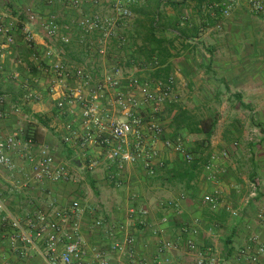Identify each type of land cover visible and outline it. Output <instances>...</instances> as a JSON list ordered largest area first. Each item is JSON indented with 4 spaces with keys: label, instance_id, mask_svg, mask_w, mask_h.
<instances>
[{
    "label": "crops",
    "instance_id": "crops-1",
    "mask_svg": "<svg viewBox=\"0 0 264 264\" xmlns=\"http://www.w3.org/2000/svg\"><path fill=\"white\" fill-rule=\"evenodd\" d=\"M205 2L140 0L132 7V32L145 63H135V75L151 84L173 77L172 96L193 98V114L211 112L217 100L221 102L220 108L215 107L221 118L217 134L210 139L213 150L207 160L201 156L203 162L189 170L160 142L153 161L155 174L150 176L142 164L120 170L100 161L98 168L88 170V161L98 151L92 148L82 153L63 142L73 116L60 114L44 93L46 66L39 53L44 33L40 26L28 23L25 13L28 8L43 15L54 11L65 22L72 14L60 6L50 10L36 0H0V23H16L13 46L2 50L0 96L5 99L6 116L0 121V139L15 136L23 141L32 136L37 144L50 149L54 165L70 176L69 182H37L22 149L11 152L14 168L0 165V196L13 217L23 221L33 211L53 214L55 209L78 202L77 220L92 264H97L92 259L93 249L102 252L108 264H129L127 254L110 251L113 242H121L129 234L137 239L129 251L149 264L166 257L170 264H195L198 256L214 257L218 264H249L238 262L236 255L248 246L250 236L257 235L264 245V14L236 5L229 17L221 18L217 10L214 15L206 11ZM147 14L156 17L153 34L159 43L144 39L148 25L141 26V21ZM24 28L33 35L36 56L22 40ZM76 52L69 48L65 58L78 61ZM159 64L165 74L155 71ZM14 72L19 74L17 79L12 78ZM30 90L42 91V99L25 100ZM161 121L167 132L171 119ZM79 126V121L73 124ZM222 151L228 152L227 157L206 169L211 155ZM158 160L164 162L163 168H158ZM216 189L219 202L213 209L202 200ZM253 189L255 196H251ZM131 209L134 220L128 217ZM141 210L146 216L139 214ZM164 217L167 222L161 223ZM95 221L102 225L96 227ZM157 228L160 233L153 235ZM159 239L176 244L177 249L161 255ZM188 240L195 242L196 251L187 250ZM0 241L1 256L12 264H45L41 241L27 248L18 244L16 249L5 236Z\"/></svg>",
    "mask_w": 264,
    "mask_h": 264
},
{
    "label": "built area",
    "instance_id": "built-area-1",
    "mask_svg": "<svg viewBox=\"0 0 264 264\" xmlns=\"http://www.w3.org/2000/svg\"><path fill=\"white\" fill-rule=\"evenodd\" d=\"M36 2L50 10L60 6L63 11L72 14L68 22H65L54 11L43 15L28 8L25 13L28 23L40 26L44 33L43 48L39 51L40 59L46 66L43 67L46 76L44 93L60 114L73 116L66 125L63 142L82 153L92 148L98 151V155L88 161V170L98 168L100 161L115 165L120 170L124 166L142 164L146 174L153 176V161L158 157L157 144L160 142L186 163L193 162L195 158L179 140L174 142L164 138L165 126L160 115L166 105L172 102L174 78L151 84L142 81L133 71L136 62L145 65L138 54L132 32L135 21L132 7L138 6L140 0ZM236 5H244L254 14H264V0H206L204 8L212 15L217 10L221 18H227ZM13 28L15 26L0 23V79L4 74L2 50L14 44ZM23 39L36 56L33 35L27 28L23 29ZM69 48L76 49L78 61L72 62L65 58ZM34 59L38 60L37 57ZM18 77V72L12 74L13 79ZM42 96V91L30 90L24 99L38 101ZM4 104L5 99L0 96V121L6 116ZM77 121L80 126L73 127ZM20 149L35 181H70L65 169L54 165L50 149L37 144L32 136L23 141L15 136L0 139V165L13 169L10 153ZM225 157L226 151L212 154L206 169L211 170L217 160ZM157 166L163 168L164 162L158 160ZM254 191L251 196H255ZM202 202L216 208L219 192L215 190L205 195ZM79 210V203L75 201L68 207L53 210V214L43 210L33 211L21 221L8 212L0 196V239L5 236L9 245L15 249L18 244L27 248L41 241V256L45 264H92L87 259L86 242L77 220ZM134 214L131 209L128 217L134 220ZM139 214L146 216L147 213L141 210ZM166 222L167 218L161 219V223ZM94 225L100 227L102 222L95 221ZM120 228L123 229L122 226ZM152 233L158 235L160 230L157 228ZM136 243L137 239L129 234L121 242H113L110 251L127 254L129 264H149L129 251ZM248 243L236 255L237 261L264 264V245L258 236H250ZM186 248L194 252L197 246L193 240H188ZM176 249V244L159 239L158 252L161 255ZM92 259L97 264L109 263L104 254L95 249L92 250ZM0 264L12 263L0 254ZM156 264H170V259L163 258ZM195 264L218 263L214 257L198 256Z\"/></svg>",
    "mask_w": 264,
    "mask_h": 264
},
{
    "label": "trees",
    "instance_id": "trees-1",
    "mask_svg": "<svg viewBox=\"0 0 264 264\" xmlns=\"http://www.w3.org/2000/svg\"><path fill=\"white\" fill-rule=\"evenodd\" d=\"M146 18L144 19V21H141V26H144L145 22L148 25V32H147V36L145 34L144 39L146 40H151L154 43H159V40L155 38V35L153 34V32L155 31V27H156V17L152 14H147V16H145ZM145 41V40H144ZM31 51V47L28 48ZM142 51V50H141ZM151 52H153L151 50ZM157 66V65H156ZM160 67H162V65L160 66V64L157 66L156 68V72L165 74L166 70L163 69L162 71H160ZM166 68V66L164 67ZM174 105H171V109L169 110L170 113H172V111H174ZM39 122L43 123L45 125V122H43L41 120V118H39V116L35 115L34 116ZM216 124H217V118L216 115L215 116H208L207 118H202V119H195V117L191 114V112L184 110V109H178L174 114H172L171 116V121H170V129L172 130V137H176L177 133L182 130L185 129L187 130V132L189 134H195V135H203V139L200 142H197L198 148L197 150H201V148H203V145L207 144L210 140V138L212 137L214 130L216 128ZM165 138V137H164ZM200 158L193 160V162H191L187 169H196L200 164L199 162H203L201 159V156H199ZM201 159V160H200ZM207 159V158H206ZM185 169V168H182ZM93 186V185H92ZM227 252L228 255H231V250L230 248H227Z\"/></svg>",
    "mask_w": 264,
    "mask_h": 264
},
{
    "label": "rangeland",
    "instance_id": "rangeland-1",
    "mask_svg": "<svg viewBox=\"0 0 264 264\" xmlns=\"http://www.w3.org/2000/svg\"><path fill=\"white\" fill-rule=\"evenodd\" d=\"M1 24L8 25V24H5L4 22H1ZM12 24H14L13 26H16L15 21H12ZM22 40H24V39H22ZM135 42H136V39H135ZM136 44H138V43L136 42ZM137 48L139 50L138 45H137ZM218 101L219 100H217L216 105L213 106V110L211 112L206 110V114H200L199 115L198 112L193 114L191 111V110H193L192 106L195 105V103L193 102V98L186 97V96H181V97H173L172 96V102L168 103L166 105L164 111L162 112V114L160 116H161V119H163V120L171 119V115L173 114L174 111H177L178 109H182L184 107V108H186L185 110H188L189 112H191V114L197 120L205 118V117L207 118L208 116H215L216 115V118L218 121V119L221 118L219 112H217L216 108H215L216 106H218L220 108L221 102H218ZM172 104L175 107L173 109L174 111H172V113H170L171 111L169 112V110L171 109ZM216 132H217V129L215 128L214 133L212 135L213 137L217 134ZM164 137H165V139H169V140L174 141V142L179 140V142L183 144L184 148L188 151V153H190L194 158H196L198 155H200L205 160L207 158V156H209V154L211 152L210 150H213V148H210L211 147V140H209L208 145L205 144V145H203V148L200 147V149H201L200 151L197 150V148H198L197 142H200L203 139V135L189 134L187 132V130H185V129L180 130L177 133V136L173 138L172 137V130L169 128L167 130V132H165ZM235 144L238 145L237 143H235ZM253 147L255 148V146H253ZM238 148H239V146H238ZM242 150H245V147H243ZM171 152L174 153L173 151H171ZM174 154H176V153H174ZM176 155L181 160V162L183 164H185L184 166H188L190 164V163H186L178 154H176ZM227 155H228V152H227ZM203 164L205 165L206 161ZM216 191H218V190L216 189Z\"/></svg>",
    "mask_w": 264,
    "mask_h": 264
}]
</instances>
